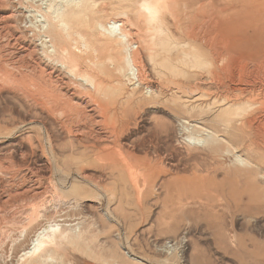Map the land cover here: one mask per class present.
Masks as SVG:
<instances>
[{
	"label": "rangeland",
	"instance_id": "obj_1",
	"mask_svg": "<svg viewBox=\"0 0 264 264\" xmlns=\"http://www.w3.org/2000/svg\"><path fill=\"white\" fill-rule=\"evenodd\" d=\"M142 1L75 21L77 78L37 52L28 2L0 1V264H264V108L233 97L244 61L224 49L264 33V0H161L154 23ZM43 223L71 240L22 260Z\"/></svg>",
	"mask_w": 264,
	"mask_h": 264
},
{
	"label": "bare ground",
	"instance_id": "obj_2",
	"mask_svg": "<svg viewBox=\"0 0 264 264\" xmlns=\"http://www.w3.org/2000/svg\"><path fill=\"white\" fill-rule=\"evenodd\" d=\"M1 1V0H0ZM21 1V0H20ZM58 0H25V2L28 6L25 7L26 11L28 10L29 15L31 17V26H35L37 27L38 31V36H39V40L40 43H36V45L38 44V46L41 48H39V51L41 55L45 56L47 58V60L52 61L54 63H56L59 66V71L60 72H64L67 75H71L72 77H76V72H75V68L74 66L69 63L68 61H65L63 58H65V56L68 54V49H69V45L68 42L66 41V37H69V32H71L72 28H73V24L75 23L76 20H80V18H84L87 16L88 11L91 10V4L93 3V0H66L67 3H65L63 6L60 5ZM64 1V0H63ZM144 1V2H143ZM141 3L142 9L145 10V12H147L148 14V20H146L147 22H151L154 23L158 20V18L160 17V12H161V0H143ZM165 1V0H164ZM170 1V0H169ZM241 2H246V0H240ZM10 2V1H9ZM5 3V2H4ZM19 3V2H18ZM22 3V2H21ZM139 3V5H140ZM255 3V2H254ZM253 3V4H254ZM25 4V3H24ZM165 4V3H164ZM171 4V3H170ZM169 4V6H170ZM21 5V4H20ZM138 5V3H137ZM139 6V8L141 7ZM173 6V5H172ZM171 6V7H172ZM16 7V6H15ZM21 7V6H20ZM166 7V6H165ZM196 7V6H195ZM23 8V6H22ZM170 7H168L167 9H169ZM24 9V10H25ZM173 9V8H172ZM176 9V8H175ZM18 12H20L19 10H17ZM139 11V10H138ZM142 11V10H140ZM16 12V11H15ZM23 10L20 12L22 13ZM14 13V12H13ZM12 13V14H13ZM20 13H19V17H20ZM27 13V12H25ZM144 13V12H143ZM173 14V13H172ZM175 14V13H174ZM145 15V14H143ZM165 15V13H164ZM176 15V14H175ZM9 16V15H8ZM142 16V15H141ZM12 17V15H11ZM144 17V16H143ZM147 17V15H146ZM164 17V16H163ZM9 18V17H7ZM14 18V17H13ZM220 18V17H219ZM145 19V18H143ZM264 19V18H263ZM14 20V19H13ZM28 20V19H27ZM86 20V19H85ZM180 20V19H179ZM239 20L241 21L240 17ZM239 20L235 21H226L225 23V28L228 29V31L231 28L235 27V23L239 22ZM129 21V20H128ZM249 21V20H248ZM131 22V20H130ZM230 22V23H229ZM251 22V21H250ZM26 23V22H25ZM78 23V22H77ZM112 25L110 28L107 29V31L111 34H113L114 30L112 29L113 27H115L116 25H118L117 22H112ZM110 23V24H111ZM242 24H244V21H241ZM9 24V23H8ZM121 24V23H120ZM24 25V23H23ZM147 25V24H146ZM231 25V26H230ZM246 25V24H245ZM243 25V26H245ZM254 25H257L256 23ZM3 26V25H2ZM11 26V25H10ZM28 26V25H26ZM113 26V27H112ZM120 26V25H119ZM130 26V25H129ZM6 27V26H5ZM16 27V26H15ZM18 27V26H17ZM34 27V28H35ZM153 27V26H152ZM159 27V26H158ZM4 28V27H3ZM14 28V26H13ZM33 28V27H32ZM102 30H106V28L101 25ZM100 28V30H101ZM119 28V27H118ZM161 28V26H160ZM250 28V27H249ZM262 27H260L261 29ZM156 29V28H155ZM22 30V29H21ZM99 30V29H98ZM132 30V29H131ZM148 30V28H147ZM258 30V28L256 29ZM18 31V30H17ZM37 31L35 33H37ZM254 31V30H253ZM26 32V31H25ZM107 32V33H108ZM131 32V31H129ZM256 32V31H255ZM24 33V32H22ZM108 33V34H109ZM24 35V34H23ZM109 35V36H110ZM132 35V34H131ZM37 36V37H38ZM30 38L32 36H29ZM111 37V36H110ZM113 37V36H112ZM21 38V37H20ZM33 38V37H32ZM31 38V39H32ZM122 39L126 38V34H122L121 36ZM34 39V38H33ZM38 39V38H37ZM35 39V40H37ZM119 39V38H118ZM251 40V41H250ZM125 41V40H124ZM33 42V41H32ZM119 42V41H118ZM127 42V39H126ZM16 43V41H15ZM34 43V42H33ZM121 43V40L120 42ZM226 47L225 52L226 55H232V54H238L240 57H242V60L244 61V63L242 62L241 65H243L242 68V74H244L242 77H240V82L238 85H234L232 87V91L233 93V97H239L240 95H242L241 97H250L248 98V101L251 104H259L262 108H264V97L257 101V100H252L251 97H255L256 95H260V96H264V33L261 34H255L252 33L249 29L246 28H242L241 30H238L237 32L234 33V35H232V37H230L229 40H227L224 42ZM242 43H244L246 46L245 48L242 47ZM35 44V43H34ZM132 44V43H131ZM130 44V45H131ZM35 45V46H36ZM123 45V44H122ZM133 45V44H132ZM26 47V46H25ZM37 47V46H36ZM127 48V47H126ZM130 48V47H129ZM14 49V48H13ZM132 49V48H131ZM35 50V49H33ZM30 51V50H29ZM35 51V52H36ZM224 52V53H225ZM144 53V52H143ZM32 54V53H31ZM39 54V53H37ZM133 54V53H132ZM131 53L127 54L126 57V61L128 62V65L131 67L133 66V62H134V57ZM30 55V54H29ZM151 55V54H150ZM223 55V54H222ZM221 55V56H222ZM225 55V54H224ZM223 55V56H224ZM32 56V55H31ZM68 56V55H67ZM149 57V56H148ZM223 58V57H222ZM225 58V56H224ZM240 59V58H238ZM137 60V59H136ZM135 60V61H136ZM223 60V59H222ZM4 61V60H3ZM79 61V60H78ZM126 62V63H127ZM135 63V62H134ZM248 63H251L254 65V67L251 69L249 68L250 65H248ZM263 63V64H262ZM31 64V63H30ZM47 64V63H46ZM93 64V63H92ZM95 64V63H94ZM28 66V65H27ZM80 66V65H79ZM25 67V66H24ZM29 67V66H28ZM39 67V66H38ZM37 67V68H38ZM57 67V66H56ZM54 68V67H53ZM58 68V67H57ZM56 68V69H57ZM34 70V69H33ZM241 70V69H240ZM36 71V70H35ZM50 71V70H49ZM77 71V70H76ZM54 71H52L53 73ZM46 73V72H45ZM79 73V72H78ZM50 74V73H49ZM62 74V73H61ZM56 75V74H55ZM79 75V74H78ZM81 75V74H80ZM240 75V74H239ZM51 76V75H50ZM63 76V75H62ZM61 76V77H62ZM70 76V77H71ZM83 77V76H82ZM238 77V76H237ZM58 78V76H57ZM64 78V77H62ZM77 78V77H76ZM84 78V77H83ZM85 81H87L88 83L93 84V82H91V80H89V78H84ZM238 79V78H237ZM236 79V82H237ZM60 80V78H59ZM83 80V79H82ZM235 80V79H234ZM62 81V80H61ZM65 81V80H64ZM63 81V82H64ZM97 81V80H96ZM74 82V81H73ZM66 83V82H64ZM68 83V81H67ZM230 83V82H229ZM70 85V84H69ZM78 85V84H77ZM65 86V85H64ZM88 86V85H87ZM93 86V85H92ZM71 87V86H70ZM84 87V86H82ZM106 87V86H105ZM96 88V87H95ZM85 89V88H84ZM94 89V88H93ZM98 89L100 90L101 88L98 87ZM74 90V89H73ZM92 90V89H91ZM96 91V90H95ZM83 92V91H82ZM231 92V91H230ZM102 93V92H101ZM237 93V94H236ZM76 94V93H75ZM227 96V95H226ZM225 96V97H226ZM88 97V96H87ZM229 97V96H228ZM91 100H93L92 97H89ZM95 99V98H94ZM237 100V99H236ZM89 101V100H88ZM95 102V101H94ZM231 102V101H230ZM108 103V102H107ZM89 104V103H87ZM98 104V103H96ZM86 105V104H85ZM248 105V104H247ZM90 105H87V107ZM96 105H94L95 107ZM254 106V105H253ZM86 107V106H85ZM251 107V106H250ZM225 112H230L229 109L225 110ZM241 112V111H240ZM120 113V112H119ZM236 113V112H235ZM104 116V119L107 122V119L113 118L112 113L109 116V113L107 112H103L102 114ZM115 116V115H114ZM234 117V116H233ZM102 118V117H101ZM112 119V120H113ZM111 121V120H109ZM244 121V120H243ZM101 122V121H99ZM232 122V121H231ZM261 122V123H260ZM259 125L257 128L260 129L263 137H264V120L260 121ZM109 124V122H107ZM106 123V124H107ZM243 123V122H242ZM246 124H251L252 120L250 119V117L246 118ZM81 125V124H80ZM115 125V124H114ZM110 127V126H109ZM113 127V126H111ZM113 128H116L115 126ZM109 130V129H108ZM78 131V130H77ZM77 136H83L82 133H76ZM104 135V134H103ZM120 135L118 134V130L117 129H112L109 131V133L104 136V138L107 139H112L115 136ZM187 138V137H186ZM115 139V138H114ZM101 141V140H100ZM103 141V140H102ZM111 141V140H109ZM116 141V139L114 140ZM177 143V142H176ZM19 146V145H18ZM104 147H109V146H104ZM113 146H110V150H112ZM115 148V146L113 147ZM109 149V148H108ZM113 151V150H112ZM109 154H111L110 156H113L115 154L112 155V153L110 152ZM108 154V155H109ZM117 154V153H116ZM2 174V173H1ZM12 176V175H11ZM29 180V179H28ZM2 186V185H1ZM24 188V187H23ZM45 190V189H44ZM45 194V193H44ZM20 200V198H19ZM58 202V201H57ZM9 203V202H8ZM53 206V205H52ZM63 206H61L62 208ZM13 208V207H12ZM65 208V207H64ZM47 210V209H46ZM10 212V211H9ZM39 215V214H38ZM42 216H44L42 214ZM50 216V215H49ZM22 217V216H21ZM63 219V218H61ZM68 219V218H67ZM10 221V220H9ZM13 221V220H12ZM59 221V220H58ZM43 222V221H42ZM50 223V222H49ZM62 223V222H61ZM59 223V224H61ZM65 223V222H64ZM47 224V223H46ZM58 224V223H57ZM50 225L48 224L46 227L44 225V229L41 228L42 230H37L38 232L35 234V237H33L31 239L30 242V246L28 249H26L21 255V259L24 257H29L31 254H37L39 253L41 250H43L44 248H54V249H63L64 246L62 244V240L64 242H69L71 240V238L67 237V234L65 232L60 231V229L58 228L59 225ZM40 226V224H38ZM37 227V226H36ZM41 227V226H40ZM38 228V227H37ZM6 229V228H5ZM35 229V228H34ZM69 229V228H68ZM11 231V230H10ZM25 233V231H24ZM20 234V233H18ZM31 236V235H30ZM30 238V237H29ZM16 239V238H15ZM20 239V238H17ZM52 252V251H51ZM5 254V253H4ZM8 256V255H7ZM12 256V255H9ZM3 257V256H2ZM19 257V258H20ZM52 255L50 254V251L47 252L46 255H43L40 258V262L38 264H45L47 261H49L51 259ZM8 259V258H7ZM23 260V259H22ZM5 261V260H4ZM39 261V260H38ZM37 261V262H38ZM6 262V261H5ZM6 264V263H5ZM16 264V263H15Z\"/></svg>",
	"mask_w": 264,
	"mask_h": 264
}]
</instances>
